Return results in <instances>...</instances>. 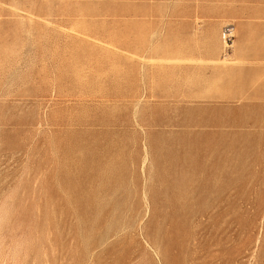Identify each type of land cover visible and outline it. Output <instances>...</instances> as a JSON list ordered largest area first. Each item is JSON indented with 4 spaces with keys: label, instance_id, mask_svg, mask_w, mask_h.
Masks as SVG:
<instances>
[{
    "label": "rangeland",
    "instance_id": "1",
    "mask_svg": "<svg viewBox=\"0 0 264 264\" xmlns=\"http://www.w3.org/2000/svg\"><path fill=\"white\" fill-rule=\"evenodd\" d=\"M241 41L264 0H0V264H264Z\"/></svg>",
    "mask_w": 264,
    "mask_h": 264
},
{
    "label": "crops",
    "instance_id": "2",
    "mask_svg": "<svg viewBox=\"0 0 264 264\" xmlns=\"http://www.w3.org/2000/svg\"><path fill=\"white\" fill-rule=\"evenodd\" d=\"M243 24L240 23V33L243 34L242 31ZM243 41L240 42V59L244 62V64H241L237 68L238 73H244L246 76L249 74L252 76V79L248 81L245 85L251 86L254 84V88L261 91V93H264V82L263 80L260 81V76L262 72L264 71V58L259 52V50L255 49L254 55L251 56L250 60L248 58L247 52L243 49L242 45ZM220 59V55L218 56ZM210 59H213L212 62H217L216 58H207V74H208V80L211 78H218V79H224L228 76V66H223L221 64L211 65L212 63ZM249 59V60H248ZM228 88V87H227ZM227 92V91H226Z\"/></svg>",
    "mask_w": 264,
    "mask_h": 264
}]
</instances>
